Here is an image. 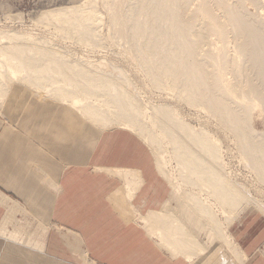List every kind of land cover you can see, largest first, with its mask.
<instances>
[{
  "label": "bare ground",
  "instance_id": "6f19581e",
  "mask_svg": "<svg viewBox=\"0 0 264 264\" xmlns=\"http://www.w3.org/2000/svg\"><path fill=\"white\" fill-rule=\"evenodd\" d=\"M129 1L131 0H111L110 21L122 39L130 38L137 43L147 39L148 43L152 45H148L152 48L147 46L149 50L143 48L147 50H144L146 55L145 53L141 54L145 55V58L139 57L143 60L140 63L146 65L145 68L150 67V81L153 79V82H160L168 88L176 89L178 97L183 102L185 101L186 104L194 108L198 107L196 109L200 107V110L208 112L215 122H220L223 126L221 129H225L233 135L234 141H237L235 145L243 153L242 156L248 165L252 166L250 167L258 175L259 181L264 182V120L256 122L253 116L256 107L260 105L264 107V4L261 3V0H158L161 2L157 4L161 7L157 8H160L162 13L157 16L154 7L152 10L150 9L157 16L155 18L154 15L152 16V12L149 13L150 15L147 14L150 12L149 7L153 0L149 1L150 3L147 0H136L139 6H136V11L129 9L127 4L133 3ZM85 5L50 12L46 15V19L51 18L61 24L58 31L65 25L62 33L64 32L66 35L72 33L67 28L74 25V30H76L75 28L78 30L75 34L80 32L79 37L76 35L78 39L82 40L76 41L79 45L84 41L83 39L91 37V34L93 37L94 34L97 35L101 18L94 9L95 6L90 5V7L88 4L89 7H87ZM248 5L257 9L255 15L249 14ZM151 6H155V3ZM168 11L170 15L167 17ZM139 16L144 17H142L143 23L140 22ZM159 17L169 18V30L166 29V25L165 31H171L169 36L172 33L175 34L177 39L174 40H177L180 50H177L176 55L171 53L166 56L164 53L166 57L163 61L158 58V62L157 57L155 58L157 61H155L150 56L153 53L151 50L155 47L152 38L159 36V33L163 31V29L154 30L152 26L154 22L155 25L157 24L156 19ZM158 25L156 26L159 27ZM151 28L156 32L152 33ZM165 31L163 33L167 34L168 32ZM20 33L7 36L6 44H2L3 38L0 37V105L3 104L4 97L8 95L11 87L23 85L40 99L59 102L74 109L83 119L102 131L106 129L109 131L111 128L113 129L112 126L116 125L119 129L139 132L144 143H151L150 148H153L154 144L167 147L173 143L174 147L179 148V151L174 150L179 152L178 155L176 154L177 156L175 155L179 160L177 163L181 162L178 169L174 171L175 175L168 170L167 152L165 151V154L154 152L156 169L161 176L169 181L171 187L169 199L159 211L148 210L150 212L146 214L138 213L128 205L131 196L129 191L125 193L126 195H113L110 197V201L124 218L131 219L130 222L136 220L141 224L147 234L155 239L158 246L175 257L174 259L183 257L191 263L195 258L208 253V250L218 243L220 244L216 247H219L221 252L224 250L222 253L229 257L233 256L235 259L238 256L239 248L237 250V246H234L228 229L233 224L232 222L239 217L237 215L241 211L257 207L258 201L245 195L244 187L242 185L240 187L236 182L232 183V180L228 179L230 178L227 175L229 173H224L226 167L224 161L219 157L221 152L219 151V140L211 137L212 135H207L205 131L198 133L200 128L198 132L192 133V129L190 133L191 128L188 130V126L182 127L183 125L176 122L177 119L173 116L169 105L155 110L148 103L146 105L145 101V104L142 102L143 107H140L142 104L137 106L134 102L138 104L139 100L136 101V98L140 94L135 98L124 89H128V80L131 76L128 78L127 73L121 71L120 66L117 65H107L109 68L102 67L108 63H106L108 56H102L99 62L101 65L96 64L98 61L94 64L87 52V55L82 53L85 55L84 58L80 57L83 62L77 59L73 60L71 56L68 58L70 52L68 55H64L66 51H61L63 50L62 46H52V44L49 45L47 39ZM50 33L55 34V32ZM100 35L102 34L100 33ZM74 36L72 40H74ZM211 36L215 37V43H212V38L209 39ZM76 38L75 40H77ZM97 39L95 38L96 43L99 41ZM165 39L168 41V38ZM229 40L234 44L231 46L232 48L235 46L234 49L230 47ZM159 41L157 40V42ZM136 42L133 44L137 48L140 44L136 45ZM207 42L212 44V48L214 44H220V46L214 45L217 51L209 46L211 49L207 51L205 47L208 45ZM83 43L86 44L83 47H90L88 42ZM203 43L206 44L204 45L206 51L203 49ZM201 50L204 53H201ZM120 55L125 61V54ZM137 56H140V53ZM145 71L148 72L147 69ZM147 75L146 78L149 77ZM143 85L147 87L145 83ZM135 94L137 95V93ZM141 97L140 99L143 100ZM257 109L259 110V107ZM135 133L134 135H138ZM175 133L180 134L177 136ZM172 136L176 139L174 140ZM170 138H172L171 142ZM140 140L142 139L140 138ZM147 144L145 143V145ZM193 145L197 148H193ZM126 182L124 184H127ZM131 182L129 183L131 184ZM192 185L196 188L204 186L205 188L202 187V189L204 188L203 190L206 191L200 190L203 193H195L182 190V187L185 186L184 189H187L186 187ZM125 187L127 189V185ZM129 188L132 189V186ZM196 188L194 187L193 190ZM171 202L177 204L178 208L174 206L177 211H173ZM162 210H166L164 214L161 213ZM15 212H18L17 209H13L12 213Z\"/></svg>",
  "mask_w": 264,
  "mask_h": 264
},
{
  "label": "crops",
  "instance_id": "0c3cea01",
  "mask_svg": "<svg viewBox=\"0 0 264 264\" xmlns=\"http://www.w3.org/2000/svg\"><path fill=\"white\" fill-rule=\"evenodd\" d=\"M11 89L0 105V264H264V223L251 214L229 227L235 259L219 247L191 263L174 259L110 201L129 191L140 214L167 201L143 142L125 129L102 131L28 87Z\"/></svg>",
  "mask_w": 264,
  "mask_h": 264
},
{
  "label": "rangeland",
  "instance_id": "374dc122",
  "mask_svg": "<svg viewBox=\"0 0 264 264\" xmlns=\"http://www.w3.org/2000/svg\"><path fill=\"white\" fill-rule=\"evenodd\" d=\"M83 1H86L87 5H85L86 2H83ZM147 1L151 2L152 0H147ZM129 2H131V3L133 2L134 3V4L133 3L132 4L129 3V5L127 4V6L130 7L129 9H131V11L132 10L136 11V6H138L137 1L136 0H134V1L131 0ZM158 2L160 3L161 1L153 0V3L151 2V5H153L155 3L156 8H155V6H151L150 5V7H149V11L150 12H147L148 15H150L149 13H151V12H152L151 13L152 16L154 15L153 11H151L153 9V7L155 9V12L157 11V13H156L157 16H159V14L162 13V10H159L160 8H157V7H161L159 4H157ZM135 3H137V4H135ZM261 3L264 4V0H261ZM83 4L85 6H87V7H89L90 5L91 6L93 5V7L95 6L94 9L97 11L98 15L101 17L99 19V23L100 24H99L98 31L96 33L97 35L94 34V37H93L92 36L93 34H91V37L89 36L87 39H83L84 40L83 42H88L87 44H90L89 45L90 47L87 46V48L83 47V46H86V44H84L83 42H80V44L77 45L76 41L80 40V39H78V37L80 36L78 34L80 32H77V34H75L77 28H75L76 30H74V27H73L74 25L70 26L71 28L70 27L67 28L70 32L72 31V33H73V34L72 33L71 34L68 33L71 37L68 34H67L68 35V37H67V35L64 32L62 33V29H64L65 25L60 29L61 30V32H60V30L58 31V28H60L61 24L56 23L55 20H53L51 18L48 19L49 21L46 19V15L48 13H50V12H53V11H56V10H62V9H72L73 7H80L81 5L83 6ZM88 4H89V6H88ZM111 4H112L111 0H0V37L3 38V40H2L3 43L2 44H6L5 42L8 41L7 38H6L7 36H11V35H13L15 33L23 32V33L31 34L35 38L38 37V38L47 39V40H49V42H48V43H50L49 45L52 44V46H56V45L62 46L63 50H61V51H64V52L66 51L65 53H67V54H65L63 52L64 55H68V53L70 52L69 55H68V58L72 57L73 60L77 59L78 61L79 60L82 61V58L85 57V55L84 54L82 55V53L86 54V52H87L90 55V57H91L90 60H92V62L94 64L98 61L96 64L101 65L99 62H100V59L102 58V56H106V57L108 56L106 58V60H107L106 63L107 62L108 63L105 64L102 67H105L107 65L108 66H111V65L112 66H116L117 65V66H120L121 71H125V73H127V77L128 78L131 76L129 78V80H128L129 81V86L127 85L128 89H126V88H124V89L127 90L126 92H129L132 95H134L135 98H136V96H138L140 94L139 97H138L139 99L136 98V101L139 100L138 104H137V102H134L137 106H140L142 104V106H140V107H143V103L142 102H144V104H145V101H146V105L148 103L149 106L152 107L155 110H159V107L160 108H162L164 106L168 107V105H169V109L171 108V112H173V116L177 119L176 122H178L181 125H183L182 127H184V125H185V127L188 126L187 127L188 130L191 128V130H189L190 133H191L192 129H193L192 133L198 132L199 130L200 131L198 133H201V131H205V132H207V135H209V136L212 135L211 137H214V138H216V140H219L218 141V144L220 146V150L219 151H221V152L219 153L220 156L219 155L218 156L221 157V159L225 163V167L226 168H224V173L227 174V172H228L230 174V175L227 174L228 176H230V178H228L227 175H226V177L228 179H231L232 181L231 180L230 181L232 183L236 182V184L238 183L240 187L243 186L244 187L243 190L245 191V195H248V196H250L251 199H253V200L255 199V200L258 201L257 202L258 203L257 207H250L248 209H252V210L245 209L244 212L241 211L237 215L239 217L236 216L237 218L235 219L234 222H237V221L240 222L241 220H243V218L247 214H251V215H254L255 217H257L258 219L260 218L263 221V223H264V211H263V208H264V184L263 183L264 182L259 181L260 179H259L258 175H256L255 171L252 170V168H251L252 166L250 164L248 165V162H246L244 160V157L242 156L243 153L240 152L241 150H239L238 146L235 145V143H237V141H234L235 139H234L233 135H231L230 133L225 131V129H223L225 131L224 132L221 129V127L223 128L221 123L218 122V123H220V124H218L217 122H215L213 120V117L210 114L208 115V112H206L207 114L204 112L205 110L201 111L200 107H199V109H196L198 107L194 108L193 106H189V104H186L185 101L183 102V100H181L178 97L179 95H178V91L176 89L173 90V88H170V87L168 88V87L164 86L163 83H160V82H158V83L156 81L153 82L154 81L153 79H152V81H150L151 80V78H150L151 71H149L150 67L147 66L148 68L147 67L145 68L146 65H144L143 63H140L141 61L143 62V60L141 58L139 59V57L145 58L146 57L145 56L146 55L145 51L149 50L148 48H152V47H150L152 45L150 43H148L149 41L147 39H144V40L141 41V43L140 42L137 43L135 41L136 45L140 44V46L138 45L137 48H136L134 46L135 42L133 41V39H130V38L129 39L127 38V40H126V38L122 39L121 35H119L116 32L115 28L113 27V25L111 24V21H110L109 15L111 14V12H110ZM78 5H80V6H78ZM131 7H133V8H131ZM253 7H252V5H250V6L248 5L247 6V10H248L250 15H251V13H252V15H255L257 13V11H255L257 9H254ZM134 8H135V10H134ZM130 13L132 14L133 12H130ZM168 15H170L169 11L167 13V17H168ZM154 16H155V18H157L156 15H154ZM139 17H137V18L139 19ZM142 17L143 16H141L140 17L141 19H139V20H141L140 22L143 23L142 19L144 17L143 18ZM160 18L163 19V17H159V19ZM153 19H154V17H153ZM159 19H156L157 21L155 20L157 22L156 25L160 24V25H158L159 27H157L155 25L154 21H153L154 23L152 22L153 23L152 26H153V29L157 30V31H160V30L163 29V31H161V33L164 35L165 33H163V32L166 29H168V24H170V22L168 23L169 18L166 19L167 21L165 19H163L164 21L161 19L160 22H159ZM162 21L164 22V24L162 23ZM165 23H167V24H165ZM162 24L165 25V26H163ZM166 25H167V28L165 29L164 27H166ZM155 27H156V29H155ZM153 29L151 28L152 33H155L156 31L154 32ZM50 32H55V34L52 35ZM167 32H166L167 34H165L166 36L165 35L163 36L161 33H159V36L157 35V37L156 36L153 37V38L151 37L152 38V42L155 43V44L154 43H152V44H154L153 46L156 47V48L154 47L151 50V52H153V53H151L152 54L150 56L151 58L155 59L157 57L156 58L157 60H158V58H161L162 61H163L166 56L170 55L171 53L176 55L177 54V50L178 51L180 50V48L178 47L179 45H177L178 44L177 40L176 41L174 40V39H177V38H175V34L172 33L173 36L172 35L169 36L168 34L171 31H167ZM172 32H173V30H172ZM100 33L102 35H100ZM74 34H75V36H74ZM73 36H74V40H72ZM163 37L168 38L169 42L167 41V39H165ZM75 38L77 40H75ZM91 38H92V40L93 39L95 40V38L96 39L98 38L99 39V41L97 39L98 43H96V40L95 41L93 40V42H95L93 44V42H91L92 41ZM155 38L157 40H160V41L157 42V40ZM162 38L165 39V40L163 41ZM210 38L213 39V41H212V43H213L215 41V37L211 36V37H209V39ZM100 39H101V41H100ZM155 40H156L157 43L155 42ZM211 40H209V41H211ZM80 41H82V40H80ZM229 41L231 42V40H229ZM99 42H101V44H99ZM161 42H164V43H162L163 45L161 44ZM208 42L206 44H208ZM81 43L84 44V45H82ZM95 44H98V45H95ZM206 44L203 43V49L205 50V47H206V50L210 51V49L212 48L211 47L212 44H210V43H209L210 45L209 44L206 45ZM229 44H231L230 47L232 45H234V44H232V42L229 43ZM148 45H150V46H148ZM165 45H167V46H165ZM173 45H174V47H173ZM204 45H206V46L204 47ZM214 45H213V48L215 50ZM95 46H97V47H95ZM142 46H144V47H142ZM147 46H148V48H147ZM215 46L218 47V46H220V44H217ZM131 47H132V49H131ZM138 47H140V48H138ZM234 47L235 46H233V48L232 47L231 48L234 49ZM143 48H146L147 50L143 49ZM231 48H230V50H231ZM141 49H142L143 53H142ZM158 50H159V52H158ZM214 50H212V51H214ZM154 51H156L157 53L154 52ZM165 51H167V52H165ZM215 51H217V50H215ZM93 52H95V53H93ZM119 53L120 54H123V53L125 54L124 55L125 61L122 60V58H121L122 55H120ZM139 53H140V56H137V55H139ZM144 53H145V55L142 56L141 54H144ZM154 53H155V55H153ZM158 53H160L163 58L159 57L161 55L158 54ZM164 53L166 54V56L164 55ZM167 53H169V54H167ZM201 53H204V51L201 50ZM112 56H114V57H112ZM127 56H128V58H127ZM148 56L149 55L147 54V57ZM80 57H82V58H80ZM97 58H98V60H97ZM156 59H155V61H157ZM162 61H160V62H162ZM158 62H159V60H158ZM121 64H123V65H121ZM141 66L142 67L144 66L143 67L144 69ZM145 69H147L148 72H150V73L145 71ZM128 74H129V76H128ZM146 74H148L147 76H149V77H147L148 79L146 78ZM148 80L150 81V84H148L149 83ZM143 81L147 85V87L145 85H143L144 84ZM131 83H132V85H131L132 87L130 86ZM155 83H157L158 85L156 84L157 85L156 86ZM153 84H154V86H153ZM162 84H163V86H162ZM150 85H152V86H150ZM158 86H160L159 89H158ZM129 88H130V90H129ZM162 88H165V89H162ZM134 89L136 91H138V92H134L135 91ZM135 93H137V95ZM140 97L143 100H141ZM131 98L133 99V97H131ZM172 107L174 109L173 111H172ZM258 107H259V110L257 109ZM258 107H256V110L253 113V116H254V119L256 120V122H258L260 120H264V117H263L264 114H262V112L264 111V107L261 106V105L258 106ZM174 111H176V112H174ZM210 116H211V118H210ZM111 118H113V116H111ZM113 119H115V118H113ZM115 120H117V119H115ZM112 127L113 128H118V127H116V125H114ZM132 133L134 134L135 132H132ZM135 134H138L140 136L139 137L138 135H136L139 139L140 138L142 139L141 141L143 142L144 145H145V143L146 144L148 143V142L144 143V140H143V138H142V136H141V134L139 132H136ZM175 134L178 136L180 133H175ZM228 134H229V136H228ZM172 137L174 138V140L176 139L174 136H172ZM171 139L172 138H170L169 141ZM231 140H232V142H231ZM150 144L148 143L147 145H145V147L150 152L151 159L154 162L155 166H156V161H155V155H154L155 153L154 152L157 153V151H158L160 153L161 152L164 153L166 151L167 152L166 154L169 157V158H167L169 160L168 170L175 175L176 173L174 171H176L178 169V167H179L178 165H179V163H181V162L177 163L178 159H177V157H175L176 154L177 155L179 154V152H175L177 150L179 151V148L177 149L176 146L174 147L173 143H172V145L171 144L167 145V147L164 146V145L162 146L160 144H157V145L154 144L153 148L152 147L150 148V146H151ZM155 146L158 148V149L156 148L157 150L155 149ZM159 146H161V147H159ZM193 148H197V147H194V145H193ZM237 150H239V151H237ZM238 152L240 153V156H239ZM200 153L203 154L202 152H200ZM163 178L166 180V182L168 184L169 196H170V193H171L170 183H168L169 181L165 177H163ZM192 187L196 188V186L192 185L191 187L189 186V187H186L187 189H184L185 188V186H184V187H182L183 188L182 190L184 192L192 191V192H195V193H197V192L199 193V192H201L200 190H203L205 188L204 186H197V188L198 187L199 188L198 189L196 188V189L193 190ZM202 187H204V188L202 189ZM240 190H241V188H240ZM203 191H206V190H203ZM203 191L201 193H203ZM171 203H172L171 206L173 207V211L174 212L177 211V209H176V208H178L177 204H175V202H171ZM174 206H176V208ZM259 206H260V209H258ZM14 208L17 209V207H14ZM255 208H257L258 210L257 209L255 210ZM11 209H13V206L9 207V213L10 214L12 213L11 211H13ZM165 211L166 210H162L161 213L164 214ZM4 230H5V227H3L2 230H0V234L6 235L7 232H3ZM228 231H229V229H228ZM219 244L220 243L215 244L213 247H216ZM234 246H236V245L234 244ZM262 249H263L262 251L264 253V246H263ZM226 252H227V250H226Z\"/></svg>",
  "mask_w": 264,
  "mask_h": 264
}]
</instances>
